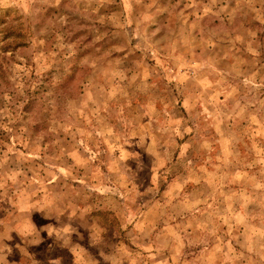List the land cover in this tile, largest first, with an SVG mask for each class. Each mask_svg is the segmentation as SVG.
<instances>
[{"label": "rangeland", "instance_id": "374dc122", "mask_svg": "<svg viewBox=\"0 0 264 264\" xmlns=\"http://www.w3.org/2000/svg\"><path fill=\"white\" fill-rule=\"evenodd\" d=\"M0 264H264V0H0Z\"/></svg>", "mask_w": 264, "mask_h": 264}, {"label": "trees", "instance_id": "16d2710c", "mask_svg": "<svg viewBox=\"0 0 264 264\" xmlns=\"http://www.w3.org/2000/svg\"><path fill=\"white\" fill-rule=\"evenodd\" d=\"M4 73H5V72L0 71V76H1L2 78H4Z\"/></svg>", "mask_w": 264, "mask_h": 264}]
</instances>
